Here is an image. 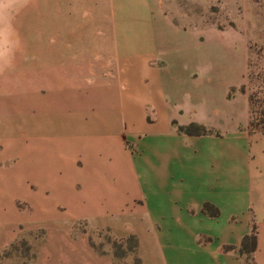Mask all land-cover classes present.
I'll list each match as a JSON object with an SVG mask.
<instances>
[{
  "label": "crops",
  "instance_id": "0c3cea01",
  "mask_svg": "<svg viewBox=\"0 0 264 264\" xmlns=\"http://www.w3.org/2000/svg\"><path fill=\"white\" fill-rule=\"evenodd\" d=\"M61 15L39 64L62 70V91L46 95L27 133L0 130V203L12 205L0 206V249L16 228L51 232L55 246L83 226L134 237L141 264H245L239 249L255 226L253 257L264 264V136L247 131V96L228 98L244 84L245 39L231 48L202 33L182 41L172 26L176 44L150 31L141 45L121 46L127 35L86 31L82 16ZM67 21L73 27L57 29ZM29 61L14 50L15 68ZM190 124L211 134L178 132ZM19 195L33 208L28 225L16 216Z\"/></svg>",
  "mask_w": 264,
  "mask_h": 264
},
{
  "label": "rangeland",
  "instance_id": "374dc122",
  "mask_svg": "<svg viewBox=\"0 0 264 264\" xmlns=\"http://www.w3.org/2000/svg\"><path fill=\"white\" fill-rule=\"evenodd\" d=\"M50 1L0 0V130L8 128L6 134L10 139L18 137V127L28 132L30 119L34 118L30 115L35 109L44 112L48 93L62 91L58 82L62 70H47L39 64L45 61L47 36L56 13L82 16L86 31L99 29L109 34L116 30L118 34L127 35L119 42L121 46L141 45L150 31L161 32L165 41L176 44L173 27L181 32L182 41L202 33L207 43L212 41L218 45L222 39L229 48L240 34L245 39L247 54L243 86L247 91L264 89V0H68L69 4L58 6H51ZM64 23L57 29L73 27L69 21ZM207 29L233 32L207 37ZM103 41L114 45L112 38L106 37ZM20 46L24 60L30 61L15 68L14 50ZM36 53L42 55L36 57ZM250 73L256 81L248 87L246 76ZM19 197L16 216L28 225L30 214L34 216L33 208L27 197ZM9 202L7 197L0 206L7 210L12 207ZM31 225H35L30 226L33 229L37 227L35 223ZM54 237L44 230L30 232L16 228L7 235L10 244L0 249V264H136L133 242L114 239L108 232L87 234L83 226H79L71 237H59L60 244L48 245ZM48 246L57 248L55 258L47 252Z\"/></svg>",
  "mask_w": 264,
  "mask_h": 264
},
{
  "label": "trees",
  "instance_id": "16d2710c",
  "mask_svg": "<svg viewBox=\"0 0 264 264\" xmlns=\"http://www.w3.org/2000/svg\"><path fill=\"white\" fill-rule=\"evenodd\" d=\"M249 66L247 67L248 70ZM247 84L253 86L256 79L252 73L246 76ZM240 93L246 94L248 102V126L247 130L250 134H260L264 136V89L259 87L255 89H246V86H242L239 89ZM235 93V89H231L228 93V98H231ZM178 132L187 136H205L211 134L210 131L198 124H190L187 127H178ZM133 242V250L136 252L137 241L134 237L127 238ZM257 243V231L255 226H252L249 235L242 240L239 252L244 257L245 264H255L254 253ZM136 264H141L136 258Z\"/></svg>",
  "mask_w": 264,
  "mask_h": 264
}]
</instances>
